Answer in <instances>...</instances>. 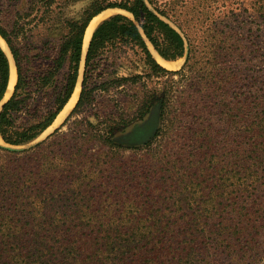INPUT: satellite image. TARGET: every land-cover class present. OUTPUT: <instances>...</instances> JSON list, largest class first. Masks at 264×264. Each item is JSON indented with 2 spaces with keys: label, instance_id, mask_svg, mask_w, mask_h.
Listing matches in <instances>:
<instances>
[{
  "label": "trees",
  "instance_id": "16d2710c",
  "mask_svg": "<svg viewBox=\"0 0 264 264\" xmlns=\"http://www.w3.org/2000/svg\"><path fill=\"white\" fill-rule=\"evenodd\" d=\"M81 1L85 0H0V37L17 71L13 94L5 101L11 67L0 45V135L5 144H30L53 125L76 88L86 31L102 12L117 9L133 19L116 14L98 25L85 57L75 108L62 127L35 149L52 145L49 140L55 136H64L66 141L63 127L84 108L93 106L98 94L124 85H142L143 78H183L192 72L195 42L205 44L219 34L213 28L198 29L201 12L182 11L188 3L202 5L218 0H86L84 8L73 12ZM257 5V18L264 26V0H257ZM198 32L206 37L197 39L201 37ZM30 39L37 44L36 59L41 52L54 54L47 66L35 67L32 58L24 55L20 43ZM149 45L166 61L187 54L184 68L165 69ZM132 57L137 64L132 63ZM108 58L112 61L100 72ZM64 69L67 74L60 81L58 75ZM219 78L224 84L232 80L224 75ZM205 79L208 76L201 80ZM208 84L206 81L205 89ZM252 95L256 98L250 102L253 97L247 98L239 109L244 170L234 177L241 187L232 190L225 203L210 207L209 200L195 201L190 197L194 195L192 187L172 182L163 163L166 159L180 163L183 155L178 158L179 150L199 153L205 149L215 134L210 116H214L216 106H223L221 95L219 100L205 96L201 100L190 98L189 103L186 99V105L169 121L175 98L166 91L159 102L161 127L154 138L171 150L163 158L149 154L152 141L145 147L148 153L144 155H149L145 168L123 160L120 163L124 167L114 162L118 155L111 149L100 155L108 167L99 170L98 158L90 159L89 166V161L82 160L86 155L77 150L32 187L22 184L26 194L20 195L19 187L0 192V264H264V101ZM153 99L154 94L137 96L136 119L149 113ZM182 99L184 96L179 97ZM124 120L120 124L126 128L130 123ZM81 128L74 130L81 136L73 139L78 144L87 136L110 142L115 131L110 125L95 133ZM0 152L14 155L1 148ZM170 156H176L175 160ZM160 173L165 174V186L157 184Z\"/></svg>",
  "mask_w": 264,
  "mask_h": 264
},
{
  "label": "rangeland",
  "instance_id": "374dc122",
  "mask_svg": "<svg viewBox=\"0 0 264 264\" xmlns=\"http://www.w3.org/2000/svg\"><path fill=\"white\" fill-rule=\"evenodd\" d=\"M162 1L166 2L167 0ZM87 4L86 0L81 1L72 11L79 12ZM257 8V0H218L212 4L188 3L184 5L182 8L184 14L186 12H201L197 21L198 29L206 27L219 32V34L215 33L216 38L207 41L205 44L195 42L197 54L192 61V72H187L183 78L169 75L143 78L142 85L139 84L133 88L124 85L121 88L112 89L109 93L98 94L97 102L93 106L84 108L81 113L70 118L67 125L63 127L61 131L68 135L66 141L62 138L64 136H55L49 140L52 145L47 144L40 149H35L38 144L44 142L62 127L75 105L62 120L30 144L11 146L5 144L0 137V148L14 154L0 152V192L12 187H19L20 195L26 194L23 191L26 187L22 184L32 187L37 179L51 174L54 167L60 168L64 160H70L72 154L77 150L86 155L85 159L82 160L89 161L87 163L90 164L89 166L92 165L90 159L95 161L98 158L99 170L108 167V165H104V161L107 160L104 157L101 159L100 155L111 149L118 155L115 156L118 159H114V162L124 167L125 165L120 163L123 160L130 166L145 168L144 162L149 159V155H144L148 153V149L145 147L152 141L149 154H157L159 158H163L162 156L171 150H167L164 144L154 141V138L162 123L159 102L167 91L175 98L173 99L175 108L171 110L168 117L169 121L174 120L178 108L186 105L184 104L186 99L190 103V98L201 100L205 96L218 98L221 95L223 106H216V109L212 110L214 116H210L215 134L208 145L204 146L205 149L199 153H191V149L187 150V153H182L179 150L177 151L178 158L183 155V160L180 163L169 162L170 160L168 161L166 157L163 163L167 165L169 174L171 173L172 182H183L192 187L194 195L190 197H193L195 201L204 203L209 200L211 202L210 207L221 202L225 203V200L230 197L231 191L241 187V182L234 177L235 173L243 174L244 170V145L241 138L242 134H240L239 109L243 103L246 104L247 98L253 97L249 102L256 98L252 94L262 97L264 101V26L262 21L257 18ZM119 13L121 12L118 10L104 12L99 18L98 24L100 25L104 20ZM122 14L130 18V15L126 13L122 12ZM171 25L176 26L172 23ZM202 32H198L201 37L197 39H201L202 36L203 38L206 37V35H202ZM36 47L37 44L32 39L20 43L24 55L32 58L35 67L39 64L47 66L54 54L50 51L41 52L42 56L36 59L34 57L37 54ZM4 50L12 60L9 50ZM153 54L159 61L157 54ZM36 60L40 61L37 63ZM131 60L134 64L138 63L134 57ZM186 60V56H184L173 61L180 62V66L177 70L169 71H180L184 68ZM111 61V58L104 60L100 72L107 68ZM127 64L128 62H125V65ZM82 72L83 66L80 77ZM66 74L67 69H64L58 75V79L62 81ZM223 75L232 78V80L225 84L220 82L219 77ZM204 76H208V79L201 80ZM206 81H209L207 89H205ZM251 90L255 93L250 92ZM11 93L7 94L6 98H9ZM153 94L156 95V99H153L149 113L143 119H136L139 114L137 96L150 97ZM180 96H184V99L179 100ZM114 100L116 102H113ZM122 119L130 123L126 128L120 124ZM195 120L190 119L192 122ZM76 122L80 123L76 124ZM107 125L115 130L113 136L110 137V142H106L99 136H87L85 140H81L80 144L73 140L74 137L81 138L74 131L77 128L82 127L84 130L95 133L97 130H104ZM234 130L240 132L236 134ZM175 157L170 156V159L175 160ZM163 175L165 174L160 173L156 178L158 185H166ZM93 183L92 181L91 184ZM208 194H211V198L208 197ZM236 196L237 193H235Z\"/></svg>",
  "mask_w": 264,
  "mask_h": 264
},
{
  "label": "bare ground",
  "instance_id": "6f19581e",
  "mask_svg": "<svg viewBox=\"0 0 264 264\" xmlns=\"http://www.w3.org/2000/svg\"><path fill=\"white\" fill-rule=\"evenodd\" d=\"M103 14H101V15H103ZM101 15L95 17L91 21V23H90V25L86 31V35H85V39H84V51H86L88 44H89V41L91 40V37L93 35V32L95 31L96 27L99 25L98 21H99V18L101 17ZM0 45L2 48L8 50L7 45L5 44V42L1 38H0ZM158 58H159V61H158L159 64L168 70H177L178 67L180 66V62H178V61L177 62L166 61L160 57H158ZM10 67H11V69H10V82H9V88H8L7 94L11 93V91L13 90V88L16 84V81H17L16 67L14 65L13 60H11V62H10ZM79 95H80V84L78 83L76 88H75L74 93L72 94L71 99L69 100V102L66 105V107L64 108V110L59 114L58 118L54 122V125L57 122H59L60 120H62L63 117L65 116V114H67V112L76 104V102L79 98Z\"/></svg>",
  "mask_w": 264,
  "mask_h": 264
},
{
  "label": "water",
  "instance_id": "95a60500",
  "mask_svg": "<svg viewBox=\"0 0 264 264\" xmlns=\"http://www.w3.org/2000/svg\"><path fill=\"white\" fill-rule=\"evenodd\" d=\"M108 10H117V9H108ZM108 10H106V11H108ZM106 11H104V12H106ZM118 11H120L121 13H119V14H122V12L123 13H126V14H128V15H130V18L131 19H133V16L131 15V14H129V13H127V12H125V11H121V10H118ZM104 12H102L101 14H103ZM101 14H99L98 16H100ZM97 17V16H96ZM167 21V20H166ZM167 22H169V21H167ZM170 23V22H169ZM171 24V23H170ZM173 26V25H172ZM175 29H177V27L176 26H173ZM178 30V29H177ZM179 31V30H178ZM1 38V37H0ZM2 39V38H1ZM84 39H85V37H84ZM3 40V39H2ZM4 41V40H3ZM5 42V41H4ZM89 43H90V41H89ZM5 44H6V42H5ZM7 45V44H6ZM8 47V46H7ZM88 47H89V44H88ZM88 47H87V49H86V51H84V42H83V52H82V62H81V65H80V70H79V77H78V81H77V84L79 83L80 84V93H81V88H82V80H83V72H84V63H85V57H86V54H87V50H88ZM149 48H150V50H151V52H152V54L153 53H156V51L153 49V47L151 46V45H149ZM8 50H9V48H8ZM5 51V50H4ZM6 52V51H5ZM9 52H10V50H9ZM6 54H7V52H6ZM157 54V53H156ZM8 56V55H7ZM10 56H11V58H12V60H13V62H14V59H13V56H12V54H11V52H10ZM153 56H154V54H153ZM157 56L158 57H160L158 54H157ZM186 56V59H187V54L185 55ZM8 58H9V56H8ZM155 58V57H154ZM161 58V57H160ZM156 59V58H155ZM157 60V59H156ZM9 61L11 62V60H10V58H9ZM158 62V61H157ZM159 63V62H158ZM14 65H15V62H14ZM83 66V72H82V75H81V77H80V72H81V67ZM16 67V66H15ZM163 67V66H162ZM166 69V68H165ZM16 74H17V71H16ZM16 85V84H15ZM77 86V85H76ZM15 87V86H14ZM13 91H14V88H13ZM13 91H12V93H11V95L9 96V98L12 96V94H13ZM75 91V90H74ZM74 93V92H73ZM7 95V94H6ZM79 97H80V95H79ZM9 98H5V101L6 100H8ZM79 99V98H78ZM77 102H78V100H77ZM77 102H76V104H77ZM76 104H75V106H76ZM56 121V120H55ZM53 125H54V123H53ZM53 125L50 127V128H52L53 127ZM49 128V129H50ZM48 129V130H49ZM47 131V130H46ZM45 131V132H46ZM44 132V133H45ZM43 133V134H44ZM42 134V135H43ZM41 135V136H42ZM1 137V136H0ZM2 139V138H1ZM3 141V140H2ZM36 141V140H35Z\"/></svg>",
  "mask_w": 264,
  "mask_h": 264
}]
</instances>
